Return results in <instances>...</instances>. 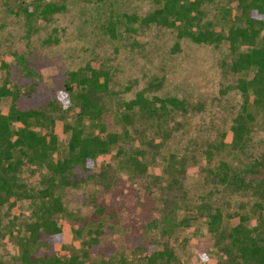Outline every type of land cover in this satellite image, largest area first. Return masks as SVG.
<instances>
[{
    "label": "rangeland",
    "instance_id": "374dc122",
    "mask_svg": "<svg viewBox=\"0 0 264 264\" xmlns=\"http://www.w3.org/2000/svg\"><path fill=\"white\" fill-rule=\"evenodd\" d=\"M55 1L62 7L42 18L38 7L20 0H0V56L11 64L10 78L24 88V106L52 101L54 108L72 116L74 107L68 103L64 89L66 71L93 59L102 62L111 76L110 93L104 100L115 116L122 111L121 102L134 98L137 92L176 96L199 107L176 114L177 124L163 136L153 133L152 122L141 120V125L147 127L144 141L120 138L124 150L116 152L118 144H114L101 157L109 170L104 175L100 170L101 175L99 172L67 192L60 220L67 247H78L91 226L85 221L87 215L102 204L105 212L99 223L104 245L100 253L90 254L89 263H96L106 253L105 264H138L141 247L159 231L148 228L149 221L193 214L190 224L180 229L186 240L176 249L177 261L217 264L224 256L207 230V216L198 208L200 204L211 211L219 207L224 214L237 210L247 213L250 229L261 223L253 205L256 197L246 192L221 191L207 175L208 164L202 152L208 143L217 144L219 148L213 150L215 162L210 165L225 160L240 169L264 150V113L255 109L254 128L243 148L230 150L218 143L220 133L228 131L242 102L234 87L237 75L230 70L233 53L223 45L177 38L171 29L158 24L142 25L140 19L164 0ZM198 1L203 12L201 21L222 29L233 22L228 0ZM32 10L36 15L29 20L28 11ZM124 15H134L137 20L125 25L121 22ZM108 23L115 25L114 36L104 27ZM84 124H88L86 119ZM150 137L159 144L151 146ZM137 148H141L138 158L145 163L144 170L133 168L127 158ZM36 175H23L27 187L37 183ZM24 215H31L25 204L18 210V219ZM19 225L25 227L19 220L12 221V214L2 207L0 264H18L14 247L3 235Z\"/></svg>",
    "mask_w": 264,
    "mask_h": 264
},
{
    "label": "trees",
    "instance_id": "16d2710c",
    "mask_svg": "<svg viewBox=\"0 0 264 264\" xmlns=\"http://www.w3.org/2000/svg\"><path fill=\"white\" fill-rule=\"evenodd\" d=\"M20 2L38 7L42 18L62 7L55 0ZM199 5L198 0H164L160 7L142 17L140 23L158 24L171 29L177 38L223 45L233 53L230 70L237 75L234 87L242 102L228 131L220 133L218 143L226 144L230 150L241 149L254 128L253 109L264 113V0H228L233 22L224 29L201 21L203 12ZM28 15L31 20L35 10L28 11ZM135 20L134 15H124L121 22L126 25ZM114 26L104 25L112 36ZM10 69L7 58L0 56V211L5 206L12 214V221L19 220L25 227H12L3 237L14 247L18 264H91L90 254L100 253V246L104 245L99 221L105 208L97 205L87 215L85 221L91 226L86 228V237H81L78 247L72 245L71 250L60 222L65 210L62 200L67 192L100 170H104L103 175L109 170L101 157L114 144H118L116 152L121 153L124 149L120 138L144 141L147 127L141 125V120L152 122L153 133L163 136L177 124L176 114H186L189 108L199 110V107L176 96H146L137 92L134 98L121 102L122 111L115 116L104 100L110 93L109 71L102 62L92 59L66 71L64 89L69 95L68 103L74 107V114L68 117L63 110L54 108L52 101L36 107L24 106L21 96L24 88L10 78ZM150 139L151 146L159 144ZM218 148L217 144L208 143L202 149L208 177L223 192L255 196L253 205L261 223L250 229L246 224L247 213L237 210L224 214L219 207L211 211L207 205L200 204L198 208L207 216V230L224 256L217 264H264V150L248 166L237 169L225 160L210 165L215 162L213 150ZM140 149L129 153L127 158L133 168L144 170L146 165L138 158ZM25 173L37 174L38 185L27 187L23 180ZM23 204L31 209V215L18 219ZM192 219L193 214H189L180 219L165 216L149 221L147 227L159 231L141 247L138 264L175 261L174 264H181L176 249L186 239L180 229ZM105 254L93 264H105Z\"/></svg>",
    "mask_w": 264,
    "mask_h": 264
}]
</instances>
